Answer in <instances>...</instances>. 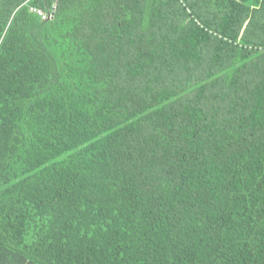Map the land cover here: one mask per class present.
Wrapping results in <instances>:
<instances>
[{"label": "trees", "instance_id": "obj_1", "mask_svg": "<svg viewBox=\"0 0 264 264\" xmlns=\"http://www.w3.org/2000/svg\"><path fill=\"white\" fill-rule=\"evenodd\" d=\"M0 264H264V0H0Z\"/></svg>", "mask_w": 264, "mask_h": 264}, {"label": "built area", "instance_id": "obj_2", "mask_svg": "<svg viewBox=\"0 0 264 264\" xmlns=\"http://www.w3.org/2000/svg\"><path fill=\"white\" fill-rule=\"evenodd\" d=\"M54 9H55L54 6L50 7L48 11H45L41 8H32V7L30 8V10L36 12L41 17V19H44V20L52 17Z\"/></svg>", "mask_w": 264, "mask_h": 264}]
</instances>
